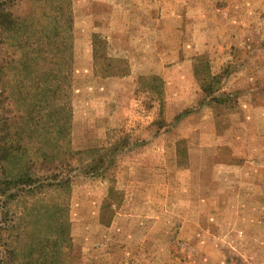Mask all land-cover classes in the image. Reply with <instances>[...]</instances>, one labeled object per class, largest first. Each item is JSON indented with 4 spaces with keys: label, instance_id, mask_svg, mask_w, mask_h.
<instances>
[{
    "label": "rangeland",
    "instance_id": "374dc122",
    "mask_svg": "<svg viewBox=\"0 0 264 264\" xmlns=\"http://www.w3.org/2000/svg\"><path fill=\"white\" fill-rule=\"evenodd\" d=\"M0 200L4 264H264V0H0Z\"/></svg>",
    "mask_w": 264,
    "mask_h": 264
},
{
    "label": "trees",
    "instance_id": "16d2710c",
    "mask_svg": "<svg viewBox=\"0 0 264 264\" xmlns=\"http://www.w3.org/2000/svg\"><path fill=\"white\" fill-rule=\"evenodd\" d=\"M6 179H7V181H9V182L12 181V178H8V177H6ZM8 185H9V184L6 183V182L1 183V186H8ZM3 203H4V202L0 200V207H1V205H2ZM0 242H1V241H0ZM3 261H4V260H3V258H2L1 255H0V264H4Z\"/></svg>",
    "mask_w": 264,
    "mask_h": 264
}]
</instances>
